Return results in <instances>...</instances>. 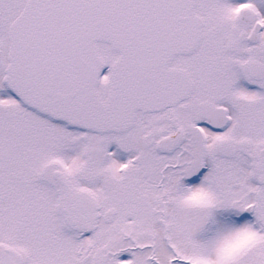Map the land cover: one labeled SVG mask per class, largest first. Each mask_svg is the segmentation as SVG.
<instances>
[{
  "label": "snow or ice",
  "instance_id": "snow-or-ice-1",
  "mask_svg": "<svg viewBox=\"0 0 264 264\" xmlns=\"http://www.w3.org/2000/svg\"><path fill=\"white\" fill-rule=\"evenodd\" d=\"M0 264H264V0H0Z\"/></svg>",
  "mask_w": 264,
  "mask_h": 264
}]
</instances>
